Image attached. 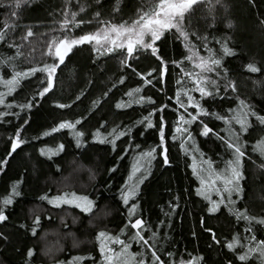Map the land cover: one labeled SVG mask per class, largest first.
<instances>
[{"label": "trees", "instance_id": "16d2710c", "mask_svg": "<svg viewBox=\"0 0 264 264\" xmlns=\"http://www.w3.org/2000/svg\"><path fill=\"white\" fill-rule=\"evenodd\" d=\"M149 2L0 0V208L7 217L0 264H106L101 232L129 245L128 264H264V0H198L179 30L155 41V53L138 48L128 56L84 43L63 63L48 55L53 41L130 24ZM54 64L43 96V71L20 78L9 93L4 81L15 73ZM193 115L191 123L180 120ZM76 121L75 129L53 131ZM18 132L23 143L13 151ZM229 144L243 153L238 164ZM234 167L239 179L226 186ZM130 178L137 188L126 204ZM204 179L219 190L215 211L200 194ZM63 192L88 197L93 208L48 202ZM136 219L143 229L130 226Z\"/></svg>", "mask_w": 264, "mask_h": 264}, {"label": "snow or ice", "instance_id": "6c2138e0", "mask_svg": "<svg viewBox=\"0 0 264 264\" xmlns=\"http://www.w3.org/2000/svg\"><path fill=\"white\" fill-rule=\"evenodd\" d=\"M198 3V0H150L148 9L145 11H142L138 18L134 21L129 23H122L119 25L116 24H107L105 27L101 28L96 33L87 34L80 36L78 39H71L70 41L65 38L59 42V44H56L55 41H53V44L55 45V50L53 51V46H49V52L48 55L53 56L54 58L59 59V63H63L65 56L69 51H71V48L74 46H77L79 44L84 43H90L95 44L97 46V51L100 50V48H104L106 52H112L116 49H126L128 56H132L133 53L138 48H144V49H151L153 53H155L157 50L154 48L155 41L159 40L161 36L164 34L165 31L171 30V29H177L179 30L180 22L184 19V16L187 12H189L192 9V6L194 4ZM73 18L75 17V13L72 14ZM68 23L70 21H65L64 24L61 25L62 28H66ZM82 23V22H81ZM77 26H79L77 24ZM8 26H5V29H7ZM183 34V33H182ZM32 33L29 31L28 36H31ZM150 37L151 42H146L145 37ZM5 38L4 33L0 32V40H3ZM225 54H231L230 50L225 47L224 48ZM214 64H219V60L212 61ZM198 67H204L203 63L201 65H197ZM59 67V64H54L51 66H45L42 69H31L29 72L26 73H15V75L9 79L4 81V83L8 86L9 93L14 90L15 86L19 84L20 78L27 77L29 75H33L36 71H43L48 73V87L43 89V92L40 93L41 96H43L45 93L50 91L52 87V81L53 77L56 71V68ZM248 68L252 72L259 71L257 67L254 65H248ZM166 70V69H165ZM136 92H139V89L135 90ZM198 91L201 92L202 95H208L209 93H206L203 88H198ZM129 95H132V93H129ZM189 102L191 103L192 97H189ZM4 100L2 98V94H0V104H3ZM123 105H117V107H122ZM183 107V104H181ZM194 107H198V105H193ZM25 107H30V105H27ZM60 107H65V105H60ZM147 119V118H146ZM196 116L193 115L191 120H184V117L181 116L180 120L184 121V123H191L192 120H195ZM262 123H264V117H259ZM242 125L244 121H238ZM79 121H76L75 123L72 122H62L58 125L57 128L53 129V131H59L60 129L69 128V129H75L76 124H78ZM151 126V125H149ZM177 131H181L180 128H177ZM186 131V129H185ZM211 131L207 128V126L204 127V135H207ZM50 133H45V135H49ZM75 135L77 137L83 135L82 133L76 132ZM161 142L163 143V129H161ZM23 141L20 139L19 132L16 135V139L12 144V150L15 151L17 147L22 144ZM62 148V146H60ZM229 147L235 148V153L237 154V164L239 162V157L243 155L241 153L239 147H235L232 144H229ZM261 150L264 151V142H262ZM166 151V150H165ZM148 156H151L152 153H147ZM165 162H167V157L165 156ZM240 176V173L237 171V169L234 167L232 168V178L226 179L225 184H232L233 180H238ZM203 183V181H202ZM228 190L227 188L225 189ZM235 191H238V187L235 189H232ZM13 193L18 195V193H15V189H13ZM201 195H204V192L200 193ZM68 194H65V197H57L54 200L50 201L51 203L58 204L59 202H65V203H73V199L67 198ZM75 199H81L85 202L87 205L84 207V211H90L91 210V201H88L87 198H79L75 197V194H71ZM135 195V190L131 189L124 195V202L127 204L129 199ZM44 199H47V197H44ZM3 205H9L12 203V198L8 197L5 198L2 201ZM216 206L214 204V207L210 209V211H215ZM136 213V206L133 205L129 210V215L134 216ZM7 217L3 214L2 208H0V221L5 220ZM261 223H264V221H260ZM133 229H143L144 222L141 219H136L133 223L130 225ZM137 237H139V240H142L145 244L148 243L146 239H144L143 236L140 235L139 231L136 234ZM135 238V237H134ZM98 239L101 240V252L105 254L104 258L106 261V264H111L113 259L121 260L125 255L128 253L129 245L124 244L123 241L119 240L118 238H111L106 236L105 233L101 232L99 234ZM108 240L111 243L121 244L123 245V248L121 252H113L112 249L108 248L106 249L104 241ZM261 248L260 251L264 252V241L260 242ZM230 249L235 247L234 243H229L227 245ZM251 251V250H250ZM111 253V254H109ZM29 256L32 255V252L29 251ZM153 257L156 261H159V257L155 255L153 252ZM79 259V258H78ZM132 259H135V257H132ZM241 261H244L247 259V255H242L239 257ZM138 264H143V261H139ZM162 264V262H161Z\"/></svg>", "mask_w": 264, "mask_h": 264}, {"label": "rangeland", "instance_id": "374dc122", "mask_svg": "<svg viewBox=\"0 0 264 264\" xmlns=\"http://www.w3.org/2000/svg\"><path fill=\"white\" fill-rule=\"evenodd\" d=\"M101 29V28H100ZM99 29V30H100ZM98 30V31H99ZM96 33V32H95ZM145 41L146 42H151L150 37H145ZM59 44V43H58ZM95 45V44H94ZM96 46V45H95ZM97 47V46H96ZM104 49V48H103ZM58 59V58H57ZM59 60V59H58ZM140 167H135L134 170L138 171V173L140 172L139 170ZM141 169V168H140ZM231 172V170H230ZM225 185V184H224ZM227 186V185H226ZM137 188V184L133 181V178H130L127 189L125 190V193H127L129 190L134 189L136 190ZM200 191L204 192L205 197L208 199V201L214 206H218V197L220 196L219 190H217V186L215 185V182L213 181V179H204L203 183L201 182V186H200ZM74 192L70 193V192H63L60 195H55V196H51L50 199L48 200L49 203H51L50 201L54 200L57 197H65V194L67 195L68 199H73V203H65V202H59L58 204H54L51 203L54 206H62V205H67L70 207H77L80 210L84 211V207H86L87 205L85 204V202L81 199H75L71 194H73ZM75 194V197H79V198H85L86 196H81L79 194ZM88 201H91V209L93 208V202L91 199H89L88 197H86ZM124 260H126L125 257H123L121 260L118 259H114V262H116L115 264H128V262H124Z\"/></svg>", "mask_w": 264, "mask_h": 264}]
</instances>
